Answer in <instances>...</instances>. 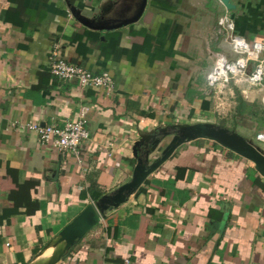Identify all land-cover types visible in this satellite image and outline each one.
<instances>
[{"label":"crops","instance_id":"1","mask_svg":"<svg viewBox=\"0 0 264 264\" xmlns=\"http://www.w3.org/2000/svg\"><path fill=\"white\" fill-rule=\"evenodd\" d=\"M143 1L0 0V264H264V177L208 138L177 148L82 237L60 238L89 204L132 179L141 132L184 116L180 123L226 126L217 117L239 114V97L264 116V94L257 103L253 92L262 87L233 82L231 106L218 108L206 86L214 52L237 57L219 18L233 14L238 35L264 43V0H231L230 11L219 0H146L125 23ZM56 48L68 62L108 71L113 87L54 76ZM83 104L90 137L80 156L16 125H62ZM179 166L189 169L177 179Z\"/></svg>","mask_w":264,"mask_h":264},{"label":"built area","instance_id":"2","mask_svg":"<svg viewBox=\"0 0 264 264\" xmlns=\"http://www.w3.org/2000/svg\"><path fill=\"white\" fill-rule=\"evenodd\" d=\"M218 23L235 54L240 52V55L231 60L225 53L214 52L213 65L206 74L209 93L214 89L215 94L222 95L226 92L224 89L228 88L229 82L240 80H247L250 85L264 88V43L261 41L251 43L238 35L229 13L222 15ZM49 64L50 72L54 76L61 80L75 81L79 87L109 89L113 87L114 79L108 71L93 73L81 65L68 62L57 48L52 51ZM217 106L222 108L224 103L221 102ZM89 112L90 105L83 104L77 116L66 120L62 125H41L39 122H19L16 125L23 130L35 131L40 142L53 143L65 155L80 156L82 143L90 137L87 126ZM257 136L264 141V133L259 132Z\"/></svg>","mask_w":264,"mask_h":264},{"label":"water","instance_id":"3","mask_svg":"<svg viewBox=\"0 0 264 264\" xmlns=\"http://www.w3.org/2000/svg\"><path fill=\"white\" fill-rule=\"evenodd\" d=\"M227 10L235 9L236 5L231 0H220ZM143 1L138 13L131 20L125 23L137 21L144 9ZM77 13L79 9L73 8ZM81 14V13H80ZM232 18L234 15H231ZM87 25L90 24L87 19L83 20ZM120 24L113 25L111 28L119 27ZM171 130L163 127H157L151 131L140 133V139L133 146L134 156L137 158V163L134 167L132 179L121 185L113 193L102 196L99 200L89 204L76 218L71 221L61 231L60 238L66 240L67 245H70L76 239L82 237L103 215L108 206H118L125 201L128 195L137 190L146 178L155 172L165 161H167L177 148L184 143L198 138H208L221 144L227 149H230L240 156H243L253 162L257 170L264 177V147L257 145L252 139H248L240 134L236 128H231L214 122H196V123H179L169 127ZM174 134V136H173ZM172 135V139L167 145L161 146L163 139ZM153 141V145L145 154H140L141 145ZM159 145V146H158ZM158 146L159 156L151 161V153L156 151ZM51 262V261H50ZM50 262L48 264H50Z\"/></svg>","mask_w":264,"mask_h":264},{"label":"rangeland","instance_id":"4","mask_svg":"<svg viewBox=\"0 0 264 264\" xmlns=\"http://www.w3.org/2000/svg\"><path fill=\"white\" fill-rule=\"evenodd\" d=\"M236 55L239 56L240 52H238ZM231 85H232V82H229L228 87ZM224 90L226 92L223 93L222 95L215 94L214 89H213V92L211 91L209 93V94H212L211 98L213 99V102H215V105H216V102L217 104L223 102L224 106L225 105L231 106L230 103L232 101V97L230 96V93L228 92L229 89L226 87ZM253 92H255V94L258 97L257 103H260L261 101L260 97L264 94V88L262 89L254 88ZM257 105H260V104L252 105L250 108L245 109L243 114L230 115L231 112L228 115L222 114V116L219 119L217 117V120L219 122H224L226 126L228 127L236 128L240 134L244 135L248 139H252L257 145L264 147V141L260 139L259 136H257L259 132H261L262 134L264 133V127H261L260 130L257 128L261 125L260 118L262 117V115L260 114L258 110L259 106ZM184 117L182 118L180 117V119H178V123H180L181 122L180 120H183ZM193 118H196V117H193ZM187 119H189L188 122H184V123H196V122H192L190 120V117ZM197 122H205V120L197 121ZM206 122H210V121H206ZM198 139H201V138H198ZM198 139H195V140H198ZM202 139H205V138H202Z\"/></svg>","mask_w":264,"mask_h":264},{"label":"trees","instance_id":"5","mask_svg":"<svg viewBox=\"0 0 264 264\" xmlns=\"http://www.w3.org/2000/svg\"><path fill=\"white\" fill-rule=\"evenodd\" d=\"M239 104H238V110L237 112L239 114H243L244 113V110L245 109H248L251 107V105L249 104V102H247L244 98L242 97H239ZM143 115H148V117H155V112L154 111H148V112H142ZM260 124H264V116L262 115V117L260 118ZM189 168L187 167H182V166H179L177 167V175H176V178L179 179V178H184L186 172L188 171Z\"/></svg>","mask_w":264,"mask_h":264},{"label":"flooded vegetation","instance_id":"6","mask_svg":"<svg viewBox=\"0 0 264 264\" xmlns=\"http://www.w3.org/2000/svg\"><path fill=\"white\" fill-rule=\"evenodd\" d=\"M171 129H168L167 131H170ZM173 136H174V134H173ZM172 135H170L169 136V141L167 142V143H169L170 141H171V139H172V137H173ZM167 143L166 144H164V145H167ZM153 145V141H149V142H147V143H144L143 144V147H142V150H141V154H145V152L147 151V150H149L150 148H151V146Z\"/></svg>","mask_w":264,"mask_h":264}]
</instances>
